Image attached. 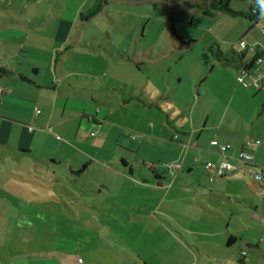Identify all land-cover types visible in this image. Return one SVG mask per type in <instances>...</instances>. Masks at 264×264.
<instances>
[{"label":"rangeland","instance_id":"obj_1","mask_svg":"<svg viewBox=\"0 0 264 264\" xmlns=\"http://www.w3.org/2000/svg\"><path fill=\"white\" fill-rule=\"evenodd\" d=\"M96 5V0H0V30H15L22 37L0 42L1 48L24 44L30 62L39 67L41 83L51 78L44 69L52 67L60 49L58 75L65 74L61 69L71 72L88 90L95 83L100 99L110 104L90 101L92 113L103 111L100 124L83 119L82 140L74 147L75 157L85 162L79 174L70 175L68 161H61L55 175L24 162L0 161V237L31 238L26 248L42 249L51 239L83 236L90 239L85 249L98 243L100 249L139 258L151 256L160 242L164 249L175 248L171 234L184 246L179 251L195 252L197 234L221 228L224 220L236 230L240 214L218 194L224 190L217 192L230 182L218 176L211 180V170L221 163L212 161L211 151L225 153L211 141L206 114L221 116L225 129L230 125L243 133L250 143L246 149L252 150L255 139L261 142L256 147L262 165L257 167L264 175V115L254 127L241 123L244 105L238 90L243 88L234 78L229 89L227 73L233 70L215 56L249 33L264 40V8H258L263 19L257 21L223 11L206 15L182 0H106L98 12L88 13ZM250 6V0L230 2L236 11L248 12ZM227 102V112L221 113L216 106ZM94 129L98 134L90 137ZM57 134L65 143L67 138ZM71 155L65 154L73 160ZM208 162L211 170L205 168ZM171 164L180 168H167ZM156 172L165 179L162 185L156 186ZM240 179L249 187L256 184L250 171ZM254 193L262 209V197ZM51 208L52 215L40 214ZM29 221L35 226H26Z\"/></svg>","mask_w":264,"mask_h":264},{"label":"crops","instance_id":"obj_2","mask_svg":"<svg viewBox=\"0 0 264 264\" xmlns=\"http://www.w3.org/2000/svg\"><path fill=\"white\" fill-rule=\"evenodd\" d=\"M251 2L254 3V6L249 7V11L246 12L248 17L245 18L262 20L263 16L259 14V9L264 8V1L257 0L255 3V0H251ZM255 6L257 12L250 14V10ZM0 33L4 35L0 38V42L12 40V38L22 39L20 33L18 35L15 30H0ZM243 37L246 41L259 47L264 46V40L255 34L249 33ZM58 51L61 50L58 49L52 56V67L44 69L51 78H46L41 83L39 67L30 62L24 44L0 47V86L4 90L0 95V161L24 162L36 171L44 168L46 171H52L54 175V170L61 164V161H68L66 167L70 175L73 176L85 168V162L75 157L78 152L75 149L76 144L82 140L83 119L85 118L90 124H100L98 115L103 111L102 108H97L95 114L92 113L94 106L90 101L92 100L95 104H110L100 99V92L95 87V83L92 82V86L88 90L86 83L78 85L71 78V72L61 69L65 74L58 75L57 62L60 61L59 58H56ZM224 53L229 54V51ZM223 64L224 67L233 70L227 73L228 81L234 82L235 78L239 82L238 77L241 76L239 63L226 62ZM85 76L92 77L86 74ZM76 77L80 79L78 74ZM228 87L230 89L233 84L228 83ZM241 87L243 89H239L238 92L244 107L241 106L242 112L239 120L245 125L246 123L250 124L248 128L254 127V122L264 115L261 111V105L264 102V88L254 89L244 87L242 84ZM45 88L48 90L43 91ZM58 96H62V98ZM164 98L166 97L160 96V99ZM254 101L255 104H253ZM228 105L229 102L224 106L218 105L216 108L223 110L221 112L223 113L227 112ZM37 109L38 113H36ZM223 121L224 118L221 116L206 114L205 127L212 132L210 138L217 148L223 144H230L224 157L216 151H211L210 157L217 165L224 158L225 162L233 166V169L218 179L220 182L224 180L230 182V186H226L224 189L219 186L217 192L224 190V193L218 192V194L225 196L232 204L236 205V209L240 213L235 219L236 230H231L227 221L224 220V226L221 228L197 234L194 239V247L197 250H194L195 252L187 248V250L179 251L178 246L183 248L184 246L180 244L177 237L169 234L173 244L176 245L175 248L172 246L170 249H164L163 243L160 242V245L156 244V250L151 256L142 257L139 255V258H132L128 253L110 248L100 249L98 243L91 244L85 249L83 243L89 242L90 239L83 236L75 238L63 236L58 240L51 239L50 242L45 241L42 249L26 248L28 247L27 243L31 242V238L20 239L19 236L15 237L14 235L12 239H6L2 236L0 237V264H79L77 258L82 259L81 264H181L183 257L188 259L187 264H264V208L260 209L253 197L254 192L257 191V184L254 183L252 187H249L240 179L244 167L241 168L236 159L239 152L247 146L244 142L246 137L243 133L239 134L230 125H227L225 129ZM92 131H96L98 134V131L94 129L88 132L89 136ZM57 133L67 138L65 143L59 140L61 138ZM95 136L96 134L90 137ZM193 145L197 146V142L194 141ZM67 151L73 154L71 155L74 157L73 160L66 158ZM259 151L260 148L255 146L251 150L253 163L256 166L262 165L258 155ZM190 171L191 167H187L186 172ZM156 174L162 179L156 182V186L162 185L165 179L159 173L156 172ZM212 192L213 189H209V193ZM20 208L18 204L17 209ZM53 209L42 210L43 213L40 214L52 215L55 211ZM25 215L35 217L33 213ZM30 224L35 226L34 221L25 223L26 226ZM18 225L20 224L18 223ZM10 241L11 245H9ZM23 245L26 248L24 250L21 249ZM242 250L245 251V255L240 256ZM4 252L7 254H3Z\"/></svg>","mask_w":264,"mask_h":264},{"label":"built area","instance_id":"obj_3","mask_svg":"<svg viewBox=\"0 0 264 264\" xmlns=\"http://www.w3.org/2000/svg\"><path fill=\"white\" fill-rule=\"evenodd\" d=\"M257 12V7H253L250 10L251 14H254ZM264 33V28L261 29ZM233 50L238 54H249L253 60L252 65L248 69L241 68V76L238 77V81L242 84L244 87H251L254 89H261L264 88V46L259 47L254 43H250L246 41L244 38H240L237 42H235L232 46ZM0 93H3V89L0 87ZM39 110H36V113H38ZM96 134V131L90 132V136H94ZM261 142L257 139L253 142V145L256 147ZM246 145H250V143H246ZM230 148V144H223L219 146V150L222 153H225ZM237 159L244 162L249 166V168L244 167V171H250L253 175V179L257 184V191L258 195L262 197L263 201V207H264V175L263 171L260 167H257L253 163V154L251 150L246 149L244 147L243 150H241L237 156ZM168 167L171 168H180V164L174 165L171 164ZM206 169L211 168V164L208 162L205 165ZM233 169V166L228 162H221L211 173V180L214 179L215 176L221 177L224 175L227 171ZM245 255V251L242 250L240 252V256ZM77 262L79 264L82 263L81 258H77Z\"/></svg>","mask_w":264,"mask_h":264},{"label":"trees","instance_id":"obj_4","mask_svg":"<svg viewBox=\"0 0 264 264\" xmlns=\"http://www.w3.org/2000/svg\"><path fill=\"white\" fill-rule=\"evenodd\" d=\"M105 2L106 0H96L97 5L92 9L89 10L88 13H96L100 10L101 8V4L102 2ZM169 1H177V0H169ZM184 2L185 5H187L188 7H199L200 9H202V12L206 15H211L213 12L215 11H223L226 12L230 15H240L243 17H248V13L246 12H241V11H236L233 10L230 7V2L231 0H182ZM251 1V0H250ZM251 14V13H250ZM85 18L87 19V17L85 16ZM171 34L174 35L175 32L172 29ZM62 51H58L56 54V58L58 57V53H60ZM215 56L217 57V59L222 62V63H226V62H235V63H239V68H250V66L253 63V60L251 58V56L249 54L243 55V54H238L236 53L233 48H231L229 50V54L228 53H224L221 50H217V53L215 54ZM212 69V67L210 68V70ZM261 111L264 113V102L261 105ZM244 149V148H243ZM242 149V150H243ZM157 180H162L160 177L156 176Z\"/></svg>","mask_w":264,"mask_h":264}]
</instances>
